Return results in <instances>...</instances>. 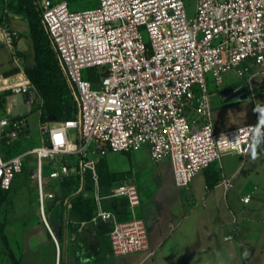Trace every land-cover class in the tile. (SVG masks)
I'll list each match as a JSON object with an SVG mask.
<instances>
[{
  "label": "built area",
  "instance_id": "2783aa9c",
  "mask_svg": "<svg viewBox=\"0 0 264 264\" xmlns=\"http://www.w3.org/2000/svg\"><path fill=\"white\" fill-rule=\"evenodd\" d=\"M34 4L77 113L41 121L40 145L7 159L0 152V185L10 189L32 154L36 202L52 232L46 213L58 196L54 182L75 176L82 189L89 173L96 185L97 215L113 224L112 254H153L134 179L107 195L125 196L130 218L121 220L101 207L105 196L99 193V159L110 151L147 148L153 161L168 159L176 184L188 187L198 172L221 159L224 149L254 153L257 139L264 138V120L216 131L207 74L221 84L230 70L239 77L252 69L264 73V0H197L194 14L185 0H98L82 10L71 9L67 0ZM7 42L13 44L9 32ZM89 69L98 76L95 82ZM25 77L11 91L43 103L36 85ZM31 135L26 116L0 117V144ZM219 183L229 187L232 178L223 175ZM71 196L64 197L69 208ZM242 199L248 203L251 194Z\"/></svg>",
  "mask_w": 264,
  "mask_h": 264
},
{
  "label": "crops",
  "instance_id": "0c3cea01",
  "mask_svg": "<svg viewBox=\"0 0 264 264\" xmlns=\"http://www.w3.org/2000/svg\"><path fill=\"white\" fill-rule=\"evenodd\" d=\"M12 10L0 0V18L4 17L0 23L2 92L25 82V65L34 61L28 19L10 13ZM8 32L15 44H8ZM211 82L216 131L264 120V73L252 69L245 77H239L236 70H231L221 85ZM232 85H246L249 97L226 101L222 90ZM26 102L32 103L27 98ZM14 116L23 114L10 117ZM25 116L32 134V123ZM123 152H128V160L121 167H112L105 157L110 171L125 172L126 177L113 182L108 192L102 193L99 188L100 195L105 196L100 205L121 220L130 218L126 197L107 195L134 179L141 197L139 214L146 222L149 247L154 253L145 250L112 254L109 232L113 224L97 215L99 203L91 218L81 219L72 213L71 199V207L65 205L63 212L56 213L53 207L46 213L59 248L41 218L27 226L18 225L19 230H11L6 224L5 232L20 264H264V138L257 139L256 151L246 156L224 149L221 159L198 172L188 187L176 184L168 159L153 161L147 148ZM223 175L232 178L231 186L219 183ZM54 185L59 192V182ZM246 194H251L248 203L242 199ZM123 200L126 211L116 212L115 205Z\"/></svg>",
  "mask_w": 264,
  "mask_h": 264
},
{
  "label": "rangeland",
  "instance_id": "374dc122",
  "mask_svg": "<svg viewBox=\"0 0 264 264\" xmlns=\"http://www.w3.org/2000/svg\"><path fill=\"white\" fill-rule=\"evenodd\" d=\"M29 1L34 4V1L38 0H4L5 4L13 9L10 13H16L19 17L27 18L26 16V9H27V2ZM71 9H87L93 8L97 5L98 0H67ZM186 7L190 14H194L196 10L197 0H185ZM145 40H148V36L144 34ZM32 41H30V44ZM231 71V70H230ZM227 74V73H226ZM224 74V77L225 75ZM215 81V78L211 73L207 74V83L208 88L211 93L210 85L213 83L211 81ZM216 83V81H215ZM217 84V83H216ZM222 84V83H221ZM217 84V85H221ZM69 85V84H68ZM70 88V86H69ZM40 95L43 97V103H40L39 100H35V102L27 103L24 94L21 93H12L11 90H4L2 92V99H0V117L6 115H27L32 123V135L30 137L22 138L15 142L11 147L10 144H3L1 155L4 158H9L11 155L19 152H23L26 150L31 149L33 146L41 144V133L39 124L41 120V112L43 105L45 103V97L42 91L38 88ZM71 91V88H70ZM73 95V94H72ZM74 98V97H73ZM75 100V99H74ZM212 100V97H211ZM5 102V104H4ZM76 102V101H75ZM77 105V104H76ZM25 114V115H24ZM17 117V116H14ZM59 118L56 116L48 118L46 121H58ZM29 122V120H28ZM128 152H112L110 151L106 157L112 167H121L126 165L128 160ZM29 159L32 161L33 156L30 154V157L26 159V163L24 166L23 171L19 172L12 185L11 194L8 195L6 201L0 203V225L1 224H9L11 226V230L17 228L19 230L20 224L27 226L32 221L36 219H42V214L39 213L38 205L36 202V189L31 178V171L33 169V164L29 163ZM35 165V163H34ZM86 182L85 186L81 189L80 185L76 184L75 190L71 192L72 195V205L73 199L76 198L78 195H82L85 198L93 199L95 205L97 206V200L95 198V183L94 181ZM58 183V181L54 182ZM91 185L88 188V185ZM100 191L108 192L109 189H105L102 187L99 181ZM58 193V192H57ZM59 194V193H58ZM58 202L55 203L51 207H54L56 213H60L64 211L65 203H64V196L59 195L57 197ZM123 199V198H122ZM116 208V212L119 211H126V204L125 200L121 201ZM43 220V219H42ZM0 264H12L10 258L5 252L4 244L0 238Z\"/></svg>",
  "mask_w": 264,
  "mask_h": 264
},
{
  "label": "trees",
  "instance_id": "16d2710c",
  "mask_svg": "<svg viewBox=\"0 0 264 264\" xmlns=\"http://www.w3.org/2000/svg\"><path fill=\"white\" fill-rule=\"evenodd\" d=\"M26 2V16L29 22L30 36L34 48V61L26 63L25 72L31 81L36 85V87L42 91L45 97V103L41 112V120L42 122H45L48 118L53 116H56L59 118V120L74 118L77 113V105L59 64L56 52L53 49L41 24L40 16L35 5L29 1ZM3 18L4 17L1 16L0 23L3 22ZM13 44H15L14 37ZM15 53L24 56L20 51H16ZM89 73V78L91 80L94 82L98 80V76L93 72L92 69H89ZM0 99H2V93L0 95ZM3 144L7 145L4 140L1 141L0 152L2 151ZM13 144H10L9 147H11ZM98 170L100 184H102V187L105 189H109L113 182L126 177L125 172L110 171L108 169L105 157L99 159ZM89 180L93 181L90 174L88 173V183H90ZM76 184H79L78 177H63L62 180L59 181L60 191L57 195H62L64 197L68 196L72 191L75 190ZM90 187L91 185L89 184L88 188ZM11 189L12 188L4 189L0 185V203L6 201L8 195L11 194ZM55 203V201L50 202L48 209H51ZM115 207H117V204ZM95 209L96 205L93 199L85 198L82 195H78L73 199L72 213H77L81 219L91 218L92 213L95 212ZM5 226L6 223L0 225V238L4 244L5 252L10 258L12 264H20L19 259L10 245L8 236L5 232Z\"/></svg>",
  "mask_w": 264,
  "mask_h": 264
},
{
  "label": "water",
  "instance_id": "95a60500",
  "mask_svg": "<svg viewBox=\"0 0 264 264\" xmlns=\"http://www.w3.org/2000/svg\"><path fill=\"white\" fill-rule=\"evenodd\" d=\"M222 95L226 101H236L241 99H247L249 97L247 93L246 85H232L222 90Z\"/></svg>",
  "mask_w": 264,
  "mask_h": 264
}]
</instances>
